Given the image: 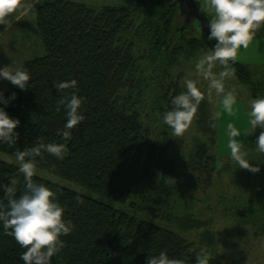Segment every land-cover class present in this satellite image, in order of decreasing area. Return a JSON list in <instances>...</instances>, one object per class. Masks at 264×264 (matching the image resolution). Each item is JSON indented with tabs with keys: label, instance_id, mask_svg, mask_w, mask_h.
<instances>
[{
	"label": "trees",
	"instance_id": "trees-1",
	"mask_svg": "<svg viewBox=\"0 0 264 264\" xmlns=\"http://www.w3.org/2000/svg\"><path fill=\"white\" fill-rule=\"evenodd\" d=\"M32 3L35 7L30 11L35 14L45 55L21 66L30 75V87L21 90L12 84L4 95L9 103L0 102L10 118L20 121L16 144H0V153L15 157L17 150L34 147L41 139L64 144L63 159L44 152L36 158L37 167L117 203L141 195L144 189H157L161 204L148 208L149 218L183 231L202 229L201 219L191 212H175L171 201L176 193L184 194L182 188L210 194L218 173V156L213 151L216 120L206 97L193 123L208 141L196 139L184 159L174 151L172 129L163 122L164 114L173 107L172 99L186 90L180 79H170L168 70L163 71V63L168 68L183 53L194 55L206 47L200 37L179 41L175 36L181 17L177 0H124L121 5L101 9L70 0ZM15 18L14 14L8 17L9 23L0 25V33ZM259 33L264 35V27ZM141 43L146 47L141 49ZM140 53L149 56V66H155L151 74L145 72ZM233 67L252 99L264 97V69L238 61ZM73 79L75 89L55 87ZM72 92L83 100L80 112L85 119L70 130L68 140L62 137L66 110L63 105L59 112L56 109ZM13 93L15 99H11ZM147 97L160 115L161 127L156 132L143 119ZM258 134H254L255 141ZM13 178L19 181L18 197L24 190L19 166L0 158V201L5 204V186H11ZM173 179L179 184L171 189ZM33 181L55 193L64 208V219L74 226L69 235L61 237L64 247L51 258V264H146L149 256L161 251L170 258L184 259L185 264H195L201 248L178 232L36 175ZM263 187L259 192L264 197ZM246 209L255 210L251 205ZM257 216L237 212L238 218L254 225L250 218ZM24 251L0 222V264H24L20 258ZM217 262L211 258L209 264Z\"/></svg>",
	"mask_w": 264,
	"mask_h": 264
},
{
	"label": "rangeland",
	"instance_id": "rangeland-1",
	"mask_svg": "<svg viewBox=\"0 0 264 264\" xmlns=\"http://www.w3.org/2000/svg\"><path fill=\"white\" fill-rule=\"evenodd\" d=\"M70 1L85 3L97 9L109 5L118 6L124 2V0ZM198 2L209 25V20L212 19L213 14L207 9L206 0H198ZM22 3L30 5L32 0H22ZM178 7L181 17L179 18L178 26L175 28V36L179 38V41L182 38L189 40L191 36H197L206 42L205 49H201L194 55L183 53L181 58L168 68L163 63V71L164 69L168 70L169 78L180 79L181 84L184 85L186 79H197L195 62L208 49H211L214 41L206 39V36L208 37L210 34V29L206 31L198 20L192 19L186 23L184 21V19L186 20V8L179 3ZM22 10L24 9H18L14 16H17ZM14 41L19 47L16 56H14L15 53H12L13 51L10 48ZM144 47H146V44L141 43L140 48L143 49ZM44 55L45 50L36 26L35 14L32 11L25 12L21 16V20L6 35L0 37V68L11 65L15 69L21 67L28 60ZM140 55L139 60L142 62L143 68H146L145 72L151 74L155 66H149L148 55L143 56L142 53ZM237 61L252 68H258L259 71L264 69V35H261L259 30L249 47L240 49ZM11 85L10 81L0 78V93H3L4 96L9 92ZM198 86L205 92L212 117L214 118L217 112L220 113L219 118L215 119L217 143L213 148L214 153L218 156V173L210 194H205L201 191H188L186 188H182L184 194L176 193L175 197L171 198V201L176 207L175 212L179 214L191 212L196 218L201 219L205 224L202 229L183 231L170 224L158 222L159 220L155 218H149L147 214L148 208L159 207V204H161L159 203L161 196L157 189L155 191L144 189L141 195H134L125 203H117L97 193H91L77 183L41 168H36L35 175L66 189L111 204L118 210L127 212L140 219H147L172 229L185 238L194 241L196 246L200 248L206 247L212 254L211 258H215L218 261L217 264H264V217L262 216L263 211H261L264 210V197L259 192L264 184V154L256 150L254 136L261 129L257 128L251 134L247 136L241 135L237 138L243 142V150L248 153L246 159L253 166L260 167L258 173L254 174L249 170L239 169V165L230 158V150L227 148L229 139L227 125L229 123L233 124L242 134L251 130L250 117L247 115L246 108L248 102L252 100L250 92L239 80L236 73L231 79L227 80L226 90H234L237 95V104L234 105L233 113L228 114L223 110L222 105L219 104V98L215 97L214 94L212 99L209 100L207 96V81L199 79ZM144 106L143 119L146 123H150L152 130L156 132L159 126L161 127L160 115L159 112L153 111L151 97H147L146 105ZM196 139L208 141V137L199 133L194 123H192L182 137H174V151L179 153L184 159L189 154ZM0 158L19 166L12 155L0 153ZM178 184L176 179L169 182L171 189H174ZM144 196H146L145 202H143ZM250 205L254 206L255 210L246 209ZM138 206H142L143 209L139 210ZM238 211H242L247 215L259 214L260 216L250 218L255 222V225L253 223H245L242 218L237 217Z\"/></svg>",
	"mask_w": 264,
	"mask_h": 264
},
{
	"label": "clouds",
	"instance_id": "clouds-1",
	"mask_svg": "<svg viewBox=\"0 0 264 264\" xmlns=\"http://www.w3.org/2000/svg\"><path fill=\"white\" fill-rule=\"evenodd\" d=\"M34 7V4L22 3V0H0V25L8 24V17L18 9L28 10ZM206 7L213 14L209 20L208 39L215 40L216 43L196 60L197 79L189 78L184 81L186 90L172 99V109L164 114L163 122L172 129L174 137H182L189 129L199 105L205 99V92L198 86L199 79L207 81L209 100L214 94L219 98L223 110L228 114L233 113L237 95L234 90H226V81L235 75L233 65L240 49H247L257 31L264 27V0H206ZM0 78L10 81L21 90L30 87V75L23 67L13 69L10 65L0 68ZM76 85L77 81L73 79L60 82L55 87L66 90L75 89ZM11 99H15V93ZM0 102L5 105L9 103L3 93H0ZM82 103V98L75 92L58 102L56 110L59 112L60 106L63 105L67 117L62 131L63 138L70 140V130L85 119L80 112ZM246 108L251 130L242 134L229 123L227 148L230 150V158L239 165V169H246L255 174L260 171V167L253 166L246 159L248 153L243 150V142L237 138L241 135L247 136L257 128L261 129L255 146L259 153L264 154V97L250 100ZM219 116L220 113L217 112L214 119ZM19 123L18 119L10 118L4 108H0V144H16L19 138L16 128ZM212 127H215V124ZM44 152L57 159H63L65 145L44 143L41 139L34 147L17 150L15 159L24 178V190L17 197L19 181L13 178L11 186H5L6 204L0 201V222L3 223L6 234L14 237L25 249L20 257L24 264H51V258L64 247L61 237L69 235L74 227L70 220L64 219V208L56 199L55 193L44 184L33 181L37 168L36 158L42 157ZM211 257V252L203 247L196 255L195 264H209ZM146 264H185V260L170 258L165 251H161L158 255L149 256Z\"/></svg>",
	"mask_w": 264,
	"mask_h": 264
},
{
	"label": "water",
	"instance_id": "water-1",
	"mask_svg": "<svg viewBox=\"0 0 264 264\" xmlns=\"http://www.w3.org/2000/svg\"><path fill=\"white\" fill-rule=\"evenodd\" d=\"M182 5L184 4L187 9L186 23L191 19H198L200 22H205L207 19L203 14L198 0H177Z\"/></svg>",
	"mask_w": 264,
	"mask_h": 264
},
{
	"label": "crops",
	"instance_id": "crops-1",
	"mask_svg": "<svg viewBox=\"0 0 264 264\" xmlns=\"http://www.w3.org/2000/svg\"><path fill=\"white\" fill-rule=\"evenodd\" d=\"M34 3H32V4H30V5H33ZM27 11H30V9H28V10H22L17 16H16V18L12 21V23L10 24V26L5 30V31H3L2 33H0V37H3L4 35H6L10 30H11V28L14 26V25H16L17 23H18V21L19 20H21V16H23L24 15V13L25 12H27ZM10 48L12 49V53H15L14 54V56H16L17 55V53H18V50H19V47L15 44V41H14V43L13 44H11L10 45Z\"/></svg>",
	"mask_w": 264,
	"mask_h": 264
},
{
	"label": "flooded vegetation",
	"instance_id": "flooded-vegetation-1",
	"mask_svg": "<svg viewBox=\"0 0 264 264\" xmlns=\"http://www.w3.org/2000/svg\"><path fill=\"white\" fill-rule=\"evenodd\" d=\"M184 5V4H183ZM184 7L186 8V6L184 5ZM186 15H187V9H186ZM185 18H186V16H185ZM192 20V19H191ZM190 20V21H191ZM196 20H198V19H196ZM184 21H185V19H184ZM189 21V22H190ZM199 21V20H198ZM200 22V21H199ZM188 23V22H187ZM200 24H201V26L206 30V31H209V26H208V23H207V20L205 21V22H200Z\"/></svg>",
	"mask_w": 264,
	"mask_h": 264
}]
</instances>
